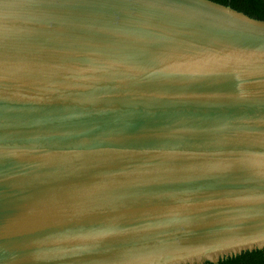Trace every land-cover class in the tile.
<instances>
[{
	"label": "water",
	"instance_id": "water-1",
	"mask_svg": "<svg viewBox=\"0 0 264 264\" xmlns=\"http://www.w3.org/2000/svg\"><path fill=\"white\" fill-rule=\"evenodd\" d=\"M263 248L264 19L214 0H0V264Z\"/></svg>",
	"mask_w": 264,
	"mask_h": 264
},
{
	"label": "trees",
	"instance_id": "trees-1",
	"mask_svg": "<svg viewBox=\"0 0 264 264\" xmlns=\"http://www.w3.org/2000/svg\"><path fill=\"white\" fill-rule=\"evenodd\" d=\"M219 3L230 5L249 16L264 19V0H214ZM205 264H264V248L245 251L241 254L224 258L217 263L207 262Z\"/></svg>",
	"mask_w": 264,
	"mask_h": 264
}]
</instances>
